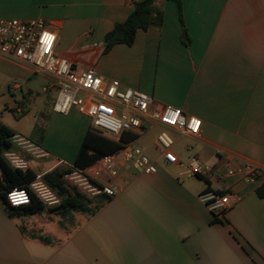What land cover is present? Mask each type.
<instances>
[{"label":"crops","instance_id":"crops-1","mask_svg":"<svg viewBox=\"0 0 264 264\" xmlns=\"http://www.w3.org/2000/svg\"><path fill=\"white\" fill-rule=\"evenodd\" d=\"M136 1L0 0V20L45 21L57 34L56 53L77 67L94 68L122 89L142 90L154 103L202 121L195 137L160 124L131 135L155 149L148 156L157 173L121 168L114 179L121 190L92 216L56 210L60 204L12 216L0 197V264H264V198L256 192L264 175L251 180L244 170L246 163L264 169V0H182L188 44L177 4L160 0V27L139 30L132 46L118 44L104 54L106 34L127 19ZM18 65L26 73L19 89L37 74ZM37 76L42 87L47 84ZM19 103L23 113L10 109L20 121L11 125L0 117L15 133L1 148L4 155L23 159L24 170L38 179L73 166L90 123L74 110L56 113L43 99L23 95ZM41 124L42 132L34 134ZM164 130L173 140L171 160L155 146ZM54 136L60 148L51 147ZM19 139L42 154L28 152ZM193 159L212 167L214 178L194 174L188 168ZM207 189L230 198L222 220L199 199Z\"/></svg>","mask_w":264,"mask_h":264},{"label":"built area","instance_id":"built-area-1","mask_svg":"<svg viewBox=\"0 0 264 264\" xmlns=\"http://www.w3.org/2000/svg\"><path fill=\"white\" fill-rule=\"evenodd\" d=\"M56 43V32L43 20H0V57L46 77L48 82L42 87V92L57 91L53 106L56 113L67 115L74 109L91 120L94 131L117 142L126 135L144 134L151 124H160L183 136L200 135L202 121L199 118L186 115L171 105L154 103L152 97L142 90L122 89L118 80H104L94 68L77 67L56 53ZM12 109L20 114L25 111L21 103H15ZM18 141L26 146L28 152L36 156L42 154L28 141ZM131 141L123 142L121 150L102 157L88 168L73 169L65 175V179L89 195L112 197L121 190L114 182L121 168L130 167L146 175L157 173L155 161L139 147H133ZM155 146L171 160L173 140L165 130L157 136ZM5 157L13 167L27 168L20 157L14 154ZM188 168L208 181L215 176L212 167L195 159ZM244 170L251 180L264 175V169L252 163H246ZM232 174L233 170L227 172V175ZM32 196L46 205L60 204L59 197L42 178H37L27 188H15L8 192L7 201L11 206L18 207L30 204ZM199 199L217 220H222L231 207L228 195H220L211 189L202 192Z\"/></svg>","mask_w":264,"mask_h":264},{"label":"trees","instance_id":"trees-1","mask_svg":"<svg viewBox=\"0 0 264 264\" xmlns=\"http://www.w3.org/2000/svg\"><path fill=\"white\" fill-rule=\"evenodd\" d=\"M160 0H139L134 2L133 11L122 23H117L113 30L106 34L104 38L103 53L107 54L115 45L125 44L132 46L135 42L139 30L147 31L153 27H160L163 22V12L155 4ZM168 1V0H164ZM177 4L179 18L183 24L182 39L188 44L189 37L187 29L184 26L182 0H172ZM15 133L6 125L0 122V197L8 209L9 213L14 215H32L42 211L45 205L32 196L30 204L14 207L7 201V193L15 188H27L37 179V174L30 170H22L13 167L5 158L1 148L10 146L11 139ZM131 135L124 136L117 142L102 136L90 128L82 142L78 156L73 166L63 169L60 167L43 175V181L52 189L61 200L56 210L75 211L92 216L97 212L110 197L105 194L96 196L89 195L77 186L71 184L65 179V175L73 169L83 170L93 165L97 160L106 155H110L122 149V143L133 140ZM257 195L264 198V184L257 189ZM220 195H226L225 192H218Z\"/></svg>","mask_w":264,"mask_h":264},{"label":"rangeland","instance_id":"rangeland-1","mask_svg":"<svg viewBox=\"0 0 264 264\" xmlns=\"http://www.w3.org/2000/svg\"><path fill=\"white\" fill-rule=\"evenodd\" d=\"M78 55H81V53H78ZM80 65H84L83 59L79 62ZM42 76V75H41ZM26 77L25 71L22 70L21 66L18 64H15L13 62H9L7 60L0 59V117L3 118V120L6 123H15L16 121H20V118L15 114L14 111H11L10 106L14 105L15 103H19L23 99V95L29 99V98H39L47 101L52 105L54 104L56 97H57V91L55 89L49 90L47 93H42L41 87H42V78L38 77L37 75H32L30 80H26V83H23L22 88H15L16 83H22V78ZM31 90V94H27V90ZM74 110V109H73ZM73 110L71 112H73ZM76 110H74L75 112ZM44 114V113H43ZM47 114H51V111L48 109V111H45V115L47 117ZM59 114V113H58ZM78 114H80L78 112ZM83 116L85 119V122L90 123L91 126V120ZM17 116V117H16ZM50 115H48L49 119ZM33 118V117H32ZM31 120V117H28V119L22 120L20 123L22 127H28V122ZM33 120V119H32ZM42 124L37 126L36 129H34V134L41 133ZM34 136V135H33ZM28 139V138H25ZM33 140V138H29ZM141 137L137 138V140H132L130 143L133 147H139L144 153L147 155L148 152L156 154L155 149L151 147V145L148 143L147 148L140 143ZM34 141V140H33ZM58 139L56 136L52 137L50 139L51 147L54 149V147L60 148V144H56ZM5 147V146H3ZM6 156V155H5ZM6 158V157H5ZM7 159V158H6ZM33 160H36L33 158ZM65 167H68L66 165H63L60 167V169H63Z\"/></svg>","mask_w":264,"mask_h":264}]
</instances>
